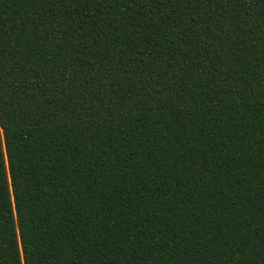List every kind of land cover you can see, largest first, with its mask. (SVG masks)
<instances>
[{
	"label": "trees",
	"instance_id": "1",
	"mask_svg": "<svg viewBox=\"0 0 264 264\" xmlns=\"http://www.w3.org/2000/svg\"><path fill=\"white\" fill-rule=\"evenodd\" d=\"M0 264H264V0H0Z\"/></svg>",
	"mask_w": 264,
	"mask_h": 264
}]
</instances>
